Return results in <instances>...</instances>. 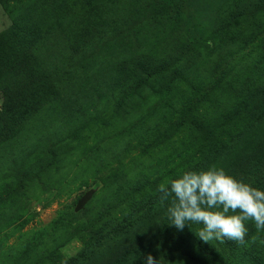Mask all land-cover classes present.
<instances>
[{
  "label": "rangeland",
  "instance_id": "rangeland-1",
  "mask_svg": "<svg viewBox=\"0 0 264 264\" xmlns=\"http://www.w3.org/2000/svg\"><path fill=\"white\" fill-rule=\"evenodd\" d=\"M170 1L178 12L168 26L155 18L159 0H0V264H91L120 241L134 247L121 264H145L149 254L161 264H198L175 254L181 239L167 211L172 197L161 202L158 186L209 168L192 164L209 154L206 134L242 102L239 109L250 110L255 89L237 106L226 104L264 80V57H257L264 46L255 44L264 12L253 16L264 6ZM70 44L95 52L71 60L64 56ZM191 53L179 77L172 63ZM145 82L148 95L155 84L162 93L140 98L135 90ZM204 117L211 118L201 126ZM235 141L214 144L210 164L221 167L222 154L238 149ZM62 144L59 171L50 172V154ZM130 187L141 190L108 211ZM245 224L257 239L244 245L240 263H230L264 264V231ZM189 225L193 252L207 250L196 241L199 224ZM201 253L200 263L210 262L209 251Z\"/></svg>",
  "mask_w": 264,
  "mask_h": 264
},
{
  "label": "trees",
  "instance_id": "trees-1",
  "mask_svg": "<svg viewBox=\"0 0 264 264\" xmlns=\"http://www.w3.org/2000/svg\"><path fill=\"white\" fill-rule=\"evenodd\" d=\"M159 1L164 2V5L162 4L161 8H158L157 11L153 9V11L157 15L155 18H157V20L158 19L163 20L162 22L163 24H166L168 20L169 21L168 26H170L169 24H171L175 20L176 13L178 12L177 8L168 9L172 5L170 0H159ZM236 2H239L240 6L247 7V8L254 7V3H256V7L258 8L261 7L260 5L264 6V0H234L233 1V3H236ZM147 8H148V5H147ZM163 11H166L165 15H163L165 19L162 18L161 16L162 13H164ZM262 12H264V9L257 11L253 16H258V14ZM111 19L113 18H110V20ZM257 41H259V43L254 42L257 46H261V45H262L261 47L264 46V32L261 38L257 39ZM69 49L72 52L67 51L65 52L66 54L64 56L69 57V55L71 54V58L69 57V59L71 60H73V57H72L73 55L77 54L79 56L80 51H83V54L85 55L86 53L95 52L93 48H90V46L86 44H83V45L80 44V45H75V46H72L70 44ZM187 57H188L187 61L186 59L184 61V57H183V61L178 60L177 62L175 61L172 63V68L174 66L175 67L177 66L175 68V71H177L178 76L182 78H184V76L187 74V70L189 68L188 66L185 67V65L193 61L194 56L191 53L185 56V58ZM257 57H259V60H260L262 59V57H264V54L259 53L257 54ZM260 64L261 65L259 66V69H261L260 70L261 72H264V61L261 62ZM34 66H35L34 63L32 61H29L28 65H26V68H30V70L33 71L31 67H34ZM166 71L168 70L159 72L161 74H156L153 79L154 80L159 79L161 76H163L166 73ZM262 77L263 76L261 75L260 79ZM221 78H224V75ZM146 83L147 82L142 84L140 87L138 85V87L135 90L139 92L141 91L140 96H139L140 98L142 97L148 101L149 96H153L156 98L162 93L163 87L155 84L153 85V87H149L150 92L148 95V92L145 89V86H149V85ZM229 87L230 89H233L234 87L233 83L229 85ZM247 90H250V91L254 90V91H251L253 94L251 95V99H250L251 101L250 110L241 111L239 108L243 107L244 105L246 107V102L244 101L238 106H237V102L242 97L243 93ZM229 104H230V107L233 105H236L237 111L232 116H229V118L224 119L218 125L216 124V126H212L210 131L204 137L205 141H207L206 144L209 146L208 147V149L210 150L209 154L203 157L202 160L200 159L201 157H199L192 164H195L197 161V162H202L204 166L206 167L215 165V164H210L209 162L210 159L215 157L211 155L213 152V145L222 141L224 142L223 143V147H224L226 145V142L230 141L231 138H235L236 139L235 143L238 145V149H235L232 154L229 152L226 153L227 151H225L222 154V155L224 154L225 155H224V160L222 162L223 165H221V167H223L227 173L235 176L237 179H242L245 182L250 183L252 186L257 187L261 190H264V80H260L259 83L258 81L255 82V84H253L252 86L246 88L245 90L241 92H239V90L234 92L232 95V99H230V102L227 103L226 106ZM236 106L234 107V109L236 108ZM3 107L1 106L0 113L6 111V109L2 110ZM194 110L195 109H191L190 111H194ZM242 114H246L247 118H244ZM214 116L215 115L211 117H214ZM211 117L209 118L204 117L203 118L204 121L202 122L201 126L204 125V123H206V121H208ZM254 117L255 119L251 121ZM203 127H204V130H207L209 128L206 126H203ZM241 128L243 129L241 130ZM246 129L249 130V133L247 135H246ZM198 130H199V133H201L202 131L201 128H198ZM233 135L234 137H232ZM226 138H229V139H226ZM64 148H65L64 144H62L61 146L59 145L55 146L53 148V151L50 154L51 160L49 163L46 164L50 172L54 169H56L55 171H59L58 169L59 163L61 164L64 159V155H63L65 153ZM186 149L188 150V147H186ZM202 154H204V151ZM199 156H202V155H199ZM48 176H50V174H48ZM140 190H141V187H139V189L136 188L134 190L130 187V189L125 190L124 192H121V194H117V197L111 200L109 207H107L108 211L111 212L117 207L122 206L127 201H131L132 199L135 198V195L138 194ZM185 225L190 226L187 223ZM201 227L202 225H199V228ZM178 230L179 229H177V231ZM251 230L252 229H250L249 233L246 234L245 242L243 244L237 241H231L228 239H224V240L214 239L210 242H205L199 237H197L196 241H197V244L200 245V247H204V246L208 247V248L206 247L205 248L209 251V254H210L209 261L210 262H207L205 260V264H218L221 258L225 259L228 264H231L230 261L232 260L235 261V263H240V257H241L240 251L243 249L244 245H247L248 243H250V240L252 239L250 235L252 234L250 232ZM179 231L180 233L177 234L178 235L177 237L181 239V243L178 242L176 244L177 246H175V249H176L175 254H183L185 255L184 257H186L187 259L194 260L198 264H201L200 262H204V259H202L203 254L201 252L207 251V250H198L197 253L193 252L192 244L190 245L191 242L189 241V235H190L189 227L183 228V230H179ZM68 240H66L65 242H67ZM133 251H134V247L127 245L124 242L120 241L118 242V244L115 245V247L110 248L109 250L104 252L96 261H94L91 264H121L132 254Z\"/></svg>",
  "mask_w": 264,
  "mask_h": 264
},
{
  "label": "clouds",
  "instance_id": "clouds-1",
  "mask_svg": "<svg viewBox=\"0 0 264 264\" xmlns=\"http://www.w3.org/2000/svg\"><path fill=\"white\" fill-rule=\"evenodd\" d=\"M158 191L161 202L172 197L167 209L171 224L179 230L189 222L202 225L195 232L205 242L228 239L243 244L249 220L254 221L258 233L264 231V190L237 179L223 167L183 171L159 184ZM256 239L252 237L253 242ZM145 264L161 262L149 254Z\"/></svg>",
  "mask_w": 264,
  "mask_h": 264
},
{
  "label": "water",
  "instance_id": "water-1",
  "mask_svg": "<svg viewBox=\"0 0 264 264\" xmlns=\"http://www.w3.org/2000/svg\"><path fill=\"white\" fill-rule=\"evenodd\" d=\"M93 190L90 189L87 192H85L77 201V204L75 206V211L78 212L79 210H81L83 208V206L86 204V202L91 198L92 194H93Z\"/></svg>",
  "mask_w": 264,
  "mask_h": 264
}]
</instances>
